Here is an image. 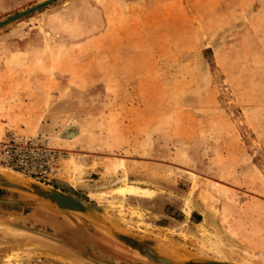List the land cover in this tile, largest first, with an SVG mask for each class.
I'll return each instance as SVG.
<instances>
[{"label": "rangeland", "instance_id": "374dc122", "mask_svg": "<svg viewBox=\"0 0 264 264\" xmlns=\"http://www.w3.org/2000/svg\"><path fill=\"white\" fill-rule=\"evenodd\" d=\"M41 1L0 0V21ZM70 1L0 26V57L30 58L25 78L45 94L0 114V143L14 134L60 152L46 180L1 163L0 175L87 211L0 186L19 202L0 204V264H155L116 233L173 261L264 264V0H120L106 12L90 0L98 26L49 35L46 14ZM129 186L139 191H112ZM202 229L219 258L199 248Z\"/></svg>", "mask_w": 264, "mask_h": 264}, {"label": "crops", "instance_id": "0c3cea01", "mask_svg": "<svg viewBox=\"0 0 264 264\" xmlns=\"http://www.w3.org/2000/svg\"><path fill=\"white\" fill-rule=\"evenodd\" d=\"M86 1L90 0H71L70 3L65 5L64 7L57 8L56 10H51L48 14H46L47 17H45L44 21L46 22L48 31H50L49 35H56V37L60 36L63 39H73L75 34L77 33H81L84 35L88 34L89 25L91 24L93 27L95 23L94 19L90 16V14L94 12L93 8L95 7H91V4L87 5L85 3ZM119 1L120 0H101L100 2H98L97 0H92V4L94 3L97 6H100L104 10V12H106L110 10L116 2ZM123 3L124 6H121L125 8H131L133 6V0H124ZM89 10H92V12ZM129 15L134 16L132 14ZM95 26H98V19L96 20ZM93 31L94 30H92L91 32ZM42 37H44V35ZM43 45H45V43L41 39L40 43H38L36 46ZM80 46L82 49H87L86 44L83 42L80 43ZM69 48H72L71 45L69 46ZM29 60L30 58H11L4 60V56L0 57V114L16 112V110L14 109V105H16V107L20 105L22 106L23 103H25L26 97L42 98V96L45 95L42 94L39 87H36L32 84L36 81L35 78L39 77L38 75L29 76L28 79L25 78L24 66H30V64H32L31 62L27 64ZM26 82L31 83L28 85L27 89L25 88ZM12 98L21 99V101L17 100V103L13 102L12 104V102L9 101V99ZM10 104H12V108L8 109ZM193 212L196 216H201V213L199 211Z\"/></svg>", "mask_w": 264, "mask_h": 264}, {"label": "water", "instance_id": "95a60500", "mask_svg": "<svg viewBox=\"0 0 264 264\" xmlns=\"http://www.w3.org/2000/svg\"><path fill=\"white\" fill-rule=\"evenodd\" d=\"M54 0H43L40 3H37L21 12H18L2 21H0V26L8 23L12 20H15L29 12H32L38 8H41L45 5H49ZM0 186L18 189L21 191L29 192L34 195H36L39 198L48 200L52 203H54L56 206L68 209V210H74V211H80V212H86L87 207L84 206L80 201L76 200L72 196L66 194L65 192H62L58 189L52 188V189H45L42 188L36 184L29 183L28 185H22L13 183L3 176L0 175ZM19 204L18 201L15 200H9V199H2L0 198V204ZM115 237L126 244L128 247L137 250L142 256L146 257L150 262H153L155 264H234L226 261H217V260H183V261H173L172 259L158 255L154 249H152L149 245L142 243L137 238H134L132 236H128L122 233H116ZM94 260V259H93ZM100 264H109L105 263L99 260H94Z\"/></svg>", "mask_w": 264, "mask_h": 264}, {"label": "built area", "instance_id": "2783aa9c", "mask_svg": "<svg viewBox=\"0 0 264 264\" xmlns=\"http://www.w3.org/2000/svg\"><path fill=\"white\" fill-rule=\"evenodd\" d=\"M60 152L33 138L10 134L0 143V163L22 173L48 179L57 170Z\"/></svg>", "mask_w": 264, "mask_h": 264}, {"label": "bare ground", "instance_id": "6f19581e", "mask_svg": "<svg viewBox=\"0 0 264 264\" xmlns=\"http://www.w3.org/2000/svg\"><path fill=\"white\" fill-rule=\"evenodd\" d=\"M79 165V164H78ZM82 166V165H81ZM74 167V168H73ZM72 168V170L74 171V173L76 174V173H79V170L81 169V168H79V167H76L75 168V165L73 166ZM83 167V166H82ZM82 171H80V173H81ZM186 172V171H185ZM8 173V172H7ZM181 173H184V170H182V172H180V174ZM188 173V172H187ZM3 174V176L5 177V178H8L7 180H9V181H11V182H13V183H17V184H22V185H28L27 183H25V182H22V181H20V179H15V177L16 176H12L11 174L9 175H7L6 173H2ZM6 174V175H5ZM72 174V173H71ZM74 175V174H73ZM78 175V174H77ZM16 178H19V177H16ZM76 178V177H75ZM148 190V189H147ZM150 190V189H149ZM112 191H115V192H123V191H129V192H137V191H139V189L137 188V187H135V186H129V187H127V188H122V187H117V188H114ZM141 192H144V193H150L149 191L148 192H146V190H143V191H141ZM151 194V193H150ZM92 195H95V194H92ZM153 196V195H152ZM209 199V198H208ZM203 230V229H202ZM185 235V234H184ZM200 235V234H199ZM202 235H203V237L202 238H204L203 240H201V241H199V248L201 249V250H203V252H205V253H207V252H209V253H212L213 254V256L215 255V256H217L218 258L220 257V253L214 248V245L216 246V245H220V241H217L215 238L214 239H212L211 238V233L210 232H208V231H206V230H203L202 231ZM186 236H188V235H186ZM190 236V235H189ZM214 236V235H213ZM184 237V236H183ZM192 239H196V238H192ZM196 241V240H195ZM198 241V240H197ZM196 243V242H195ZM167 246V245H166ZM221 246V245H220ZM222 247V246H221ZM166 248V247H165ZM163 249H164V247H163ZM163 249H160L161 250V252H164V253H167L166 251H163ZM218 249H219V247H218ZM165 250V249H164ZM169 250H170V248H169ZM222 250V249H221ZM159 251V250H158ZM170 251H172V250H170ZM223 252V251H222ZM231 252V251H230ZM172 253V252H171ZM170 252H169V254H171ZM231 254H233V253H231ZM172 256H173V253L171 254ZM235 255V254H234ZM231 256V255H230ZM238 257H239V255H237ZM223 257H224V255H223ZM227 257H229V256H227ZM236 257V256H235ZM243 258H245V257H243ZM223 259H226L225 257L223 258ZM227 259H231V260H235L234 258H227ZM241 263L242 264H247L248 263V260H246V259H241ZM240 263V264H241ZM253 263V262H252Z\"/></svg>", "mask_w": 264, "mask_h": 264}]
</instances>
